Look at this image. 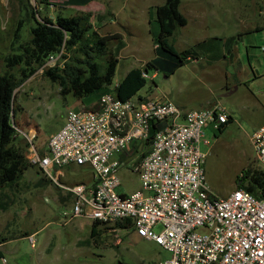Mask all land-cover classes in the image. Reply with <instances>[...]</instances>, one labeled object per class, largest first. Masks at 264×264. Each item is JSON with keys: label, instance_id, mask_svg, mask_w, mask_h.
Returning a JSON list of instances; mask_svg holds the SVG:
<instances>
[{"label": "rangeland", "instance_id": "374dc122", "mask_svg": "<svg viewBox=\"0 0 264 264\" xmlns=\"http://www.w3.org/2000/svg\"><path fill=\"white\" fill-rule=\"evenodd\" d=\"M164 2L90 0L51 8L52 13L66 16L86 15L91 33H118L109 50L94 58L103 74L112 53L118 58L116 73L110 85L76 98L64 95L60 84L39 69L16 89L13 117L19 134H35L38 152L45 153L50 134L65 124L69 110L93 106L104 93L113 92L131 68L157 57L156 7ZM26 3L0 0V74L7 70L5 57L14 50L18 28L19 42L30 36L35 19L23 10ZM30 3L34 6L37 1ZM180 10L187 24L170 41L179 51H188L190 58L169 76L150 68L145 86L135 96L166 97L183 110L208 108L216 102L225 106L230 114L225 130L219 133L210 125L201 142L208 185L213 195L225 196L239 185L238 177L247 168L263 169L250 136L264 125V0H181ZM21 18L24 24L19 23ZM226 43L231 46L228 53ZM52 60L46 65L55 66L63 58L59 54ZM64 173L62 182L68 186L93 185L88 166L72 164L64 167ZM44 174L38 166H30L14 186L0 190V264H154L171 256L130 225L121 229L117 223L101 224L95 240L93 220L73 213L74 195L51 181L39 183ZM119 177V192L141 189L130 166L121 169ZM160 230L161 226L155 228ZM32 234L34 244L29 240Z\"/></svg>", "mask_w": 264, "mask_h": 264}, {"label": "built area", "instance_id": "2783aa9c", "mask_svg": "<svg viewBox=\"0 0 264 264\" xmlns=\"http://www.w3.org/2000/svg\"><path fill=\"white\" fill-rule=\"evenodd\" d=\"M229 120L220 102L185 111L167 98L122 100L107 92L95 108L69 110L65 124L49 137L44 155L37 150L35 134L25 135L27 157L74 195L75 216L103 224L129 221L138 235L171 252L156 264H264V194L238 186L218 197L206 178L201 149L205 129L212 125L218 130ZM153 123L158 127L151 135ZM150 137L145 156L138 158L139 151L128 162L122 158L131 154L134 141ZM250 140L264 169V125ZM72 164L91 168L92 186L62 182L64 167ZM126 166L141 181V189L130 194L119 192V171ZM29 240L34 244L33 234Z\"/></svg>", "mask_w": 264, "mask_h": 264}, {"label": "trees", "instance_id": "16d2710c", "mask_svg": "<svg viewBox=\"0 0 264 264\" xmlns=\"http://www.w3.org/2000/svg\"><path fill=\"white\" fill-rule=\"evenodd\" d=\"M36 1V5L33 6L30 0H27L23 8L28 16L35 19L29 32L30 36L25 42H19L18 28L16 40L12 43L14 50L5 57L7 70L0 74V190L14 186L25 170L30 166H36L27 157L30 143L25 135L19 134L13 117L17 110L16 89L39 69H44L45 76L60 84L64 95L72 94L76 98H81L96 89L110 85L118 65V58L110 53L105 73L101 74L100 67L94 60L96 55L109 50V42L118 37V33L105 35H100L97 31L91 33L92 24L86 15L66 16L63 12L52 13L51 8L63 6L64 2L84 5L90 0ZM180 5L181 0H165L156 7V20L160 29L156 47L157 57L147 62L145 66L131 68L126 73L114 90L120 99L135 97L145 86L147 82L145 73L148 75L150 68L163 71L169 76V73H174L179 66L184 65L185 59L191 56L188 51H179L170 41L175 31L187 24V17L181 12ZM23 19H19L20 24H24ZM225 49L226 53L230 52L229 43H226ZM71 51L73 56L68 55ZM59 54L63 58L62 61H58L55 66L46 65L51 57L56 58ZM139 97L141 98V95ZM157 127L153 123L151 135L155 133ZM225 128L226 124L217 132L221 133ZM151 137L143 143L134 141L130 146L131 154H123L122 158L128 162L139 151L141 154L138 158L145 156L151 145ZM238 178L239 187H245L257 196L264 194V169L251 166ZM49 181L53 182L45 175L39 183ZM101 224L103 223L100 221L92 223V237L95 240L99 237L98 227ZM129 224V221L117 222L121 229Z\"/></svg>", "mask_w": 264, "mask_h": 264}, {"label": "crops", "instance_id": "0c3cea01", "mask_svg": "<svg viewBox=\"0 0 264 264\" xmlns=\"http://www.w3.org/2000/svg\"><path fill=\"white\" fill-rule=\"evenodd\" d=\"M52 17H53V16H52ZM189 58H190V57H189ZM148 77H149V75L147 76V79H148ZM118 83H119V81L117 82V84H115V86H114V90H115V87L118 85ZM113 92H114V91H113ZM138 97H139V96H137V97L135 96V97H133V99H136V98H138ZM141 98H147V97L141 95ZM148 98H166V97H157V96H155V97H148ZM148 98H147V99H148ZM98 102H99V100H98L93 106H91V107H85V108H95V107L98 106ZM220 103H221V102H220ZM175 104H176V103H175ZM176 105H177V104H176ZM85 108H80V109H85ZM188 110H193V109H188ZM185 111H187V110H185ZM231 119H232V118H231ZM212 128H213V127H212ZM213 129H214V128H213ZM214 130H215V129H214ZM57 131H58V130H57ZM216 131H217V130H216ZM55 132H56V131H55ZM55 132H53V133H55ZM53 133H52V134H53ZM50 135H51V134H50ZM49 137H50V136H49ZM37 150H38V148H37ZM46 152H47V146H46ZM46 152H45V153H46ZM39 153H40V151H39ZM43 153H44V151H43ZM54 184H55V183H54ZM237 187H238V186H237ZM237 187H236V188H237ZM236 188H235V189H236ZM235 189H234V190H235ZM234 190H232V191H234ZM69 194H70V193H69ZM70 195H71V194H70ZM72 196H73V195H72ZM225 196H227V195H225ZM155 263H157V262H154V264H155Z\"/></svg>", "mask_w": 264, "mask_h": 264}]
</instances>
